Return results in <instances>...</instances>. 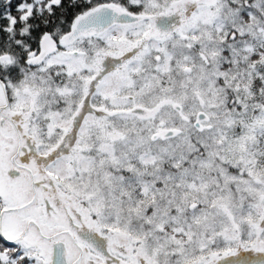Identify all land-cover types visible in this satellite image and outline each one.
<instances>
[{
  "label": "snow or ice",
  "instance_id": "snow-or-ice-1",
  "mask_svg": "<svg viewBox=\"0 0 264 264\" xmlns=\"http://www.w3.org/2000/svg\"><path fill=\"white\" fill-rule=\"evenodd\" d=\"M0 264H264V0H0Z\"/></svg>",
  "mask_w": 264,
  "mask_h": 264
}]
</instances>
